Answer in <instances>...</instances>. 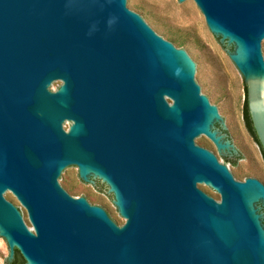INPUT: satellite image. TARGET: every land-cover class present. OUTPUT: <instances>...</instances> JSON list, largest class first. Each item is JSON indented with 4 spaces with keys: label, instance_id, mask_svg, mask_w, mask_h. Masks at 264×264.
<instances>
[{
    "label": "water",
    "instance_id": "95a60500",
    "mask_svg": "<svg viewBox=\"0 0 264 264\" xmlns=\"http://www.w3.org/2000/svg\"><path fill=\"white\" fill-rule=\"evenodd\" d=\"M140 1L0 0L8 262L18 250L24 264H264V180L240 181L201 147L240 153L222 133L223 93L200 84L210 65ZM179 1L243 76L264 151V0ZM73 170L106 186L124 225L72 196Z\"/></svg>",
    "mask_w": 264,
    "mask_h": 264
},
{
    "label": "rangeland",
    "instance_id": "374dc122",
    "mask_svg": "<svg viewBox=\"0 0 264 264\" xmlns=\"http://www.w3.org/2000/svg\"><path fill=\"white\" fill-rule=\"evenodd\" d=\"M143 9L151 18L161 17L167 26L165 38H178L182 49L190 54L200 55L210 66L200 84L209 90L207 97L215 95L213 84L223 93L215 104L226 113L228 127L226 133L233 146L243 158L236 165L226 166L240 181L247 178L264 180V155L254 136L246 127L244 110L246 85L243 76L230 58L225 46L209 29L205 17L195 2L189 6L179 0H141L136 11ZM233 51V49H231ZM203 146V145H202ZM205 147V146H204ZM213 153L223 163L221 155ZM103 185L90 186L81 179L79 170H73L68 191L73 197H85L94 205L109 207L118 217L117 224L124 225L113 195L100 190ZM107 190V188H106ZM10 256L7 240L0 235V264H6Z\"/></svg>",
    "mask_w": 264,
    "mask_h": 264
},
{
    "label": "trees",
    "instance_id": "16d2710c",
    "mask_svg": "<svg viewBox=\"0 0 264 264\" xmlns=\"http://www.w3.org/2000/svg\"><path fill=\"white\" fill-rule=\"evenodd\" d=\"M246 96H247V87H246ZM244 118H245V122H246L248 130L254 136L257 143L261 147V144L258 140V137H257L256 132H255L254 127H253V123H252L251 116H250L249 109H248L247 98H246V103H245ZM261 149H262V147H261ZM262 152L264 155L263 149H262ZM24 263H25V260L18 250H16V252H15V257H14L13 261L12 262H6V264H24Z\"/></svg>",
    "mask_w": 264,
    "mask_h": 264
},
{
    "label": "flooded vegetation",
    "instance_id": "af4514ba",
    "mask_svg": "<svg viewBox=\"0 0 264 264\" xmlns=\"http://www.w3.org/2000/svg\"><path fill=\"white\" fill-rule=\"evenodd\" d=\"M178 48V47H177ZM225 48H226V46H225ZM60 82V88H61V86L63 85V82L62 81H59ZM246 98H247V96H246ZM166 100L168 101V103H171L172 102V100L169 98V97H166ZM246 123V122H245ZM68 125V126H67ZM71 125H72V122H69V121H66L65 123H64V125H63V127H64V129L66 130V131H69V129H70V127H71ZM246 127H247V125H246ZM250 132V131H249ZM201 147H203V148H205V149H208L209 151H211V152H213L209 147H204V146H201ZM241 154L240 153H238L237 155H234V154H229V155H227V156H222L221 158L225 161V162H221L220 160V162L222 163V164H225V165H227V164H231V165H236L237 163H238V161H240L241 160ZM200 188V187H199ZM100 190L101 191H103L104 193H106L107 192V190H106V187H102L101 186V188H100ZM208 194V193H207ZM211 196V195H210ZM113 219V218H112ZM114 220V219H113Z\"/></svg>",
    "mask_w": 264,
    "mask_h": 264
}]
</instances>
